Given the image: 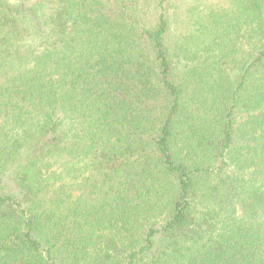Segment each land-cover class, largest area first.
<instances>
[{
    "label": "trees",
    "instance_id": "trees-1",
    "mask_svg": "<svg viewBox=\"0 0 264 264\" xmlns=\"http://www.w3.org/2000/svg\"><path fill=\"white\" fill-rule=\"evenodd\" d=\"M0 264H264V0H0Z\"/></svg>",
    "mask_w": 264,
    "mask_h": 264
}]
</instances>
